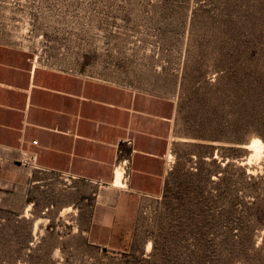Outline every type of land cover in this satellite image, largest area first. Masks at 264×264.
Segmentation results:
<instances>
[{
	"label": "rangeland",
	"instance_id": "374dc122",
	"mask_svg": "<svg viewBox=\"0 0 264 264\" xmlns=\"http://www.w3.org/2000/svg\"><path fill=\"white\" fill-rule=\"evenodd\" d=\"M0 42L167 97L176 136L196 141L176 143L126 243L90 240L81 207L98 185L72 181L69 214L0 190V264H264V0H0Z\"/></svg>",
	"mask_w": 264,
	"mask_h": 264
},
{
	"label": "crops",
	"instance_id": "0c3cea01",
	"mask_svg": "<svg viewBox=\"0 0 264 264\" xmlns=\"http://www.w3.org/2000/svg\"><path fill=\"white\" fill-rule=\"evenodd\" d=\"M177 115L167 97L52 68L0 42V190L25 211L69 214L72 181L98 185L100 196L81 207L90 240L129 242L143 198L166 190L176 143L196 142L176 136ZM23 153L36 155L34 166Z\"/></svg>",
	"mask_w": 264,
	"mask_h": 264
},
{
	"label": "built area",
	"instance_id": "2783aa9c",
	"mask_svg": "<svg viewBox=\"0 0 264 264\" xmlns=\"http://www.w3.org/2000/svg\"><path fill=\"white\" fill-rule=\"evenodd\" d=\"M23 157L24 159L21 162L22 164L26 166H34L37 159L35 154L23 153Z\"/></svg>",
	"mask_w": 264,
	"mask_h": 264
},
{
	"label": "bare ground",
	"instance_id": "6f19581e",
	"mask_svg": "<svg viewBox=\"0 0 264 264\" xmlns=\"http://www.w3.org/2000/svg\"><path fill=\"white\" fill-rule=\"evenodd\" d=\"M251 147H253L255 150H258V151H261L263 149L262 143L260 141H258V140L253 141ZM117 177H118V179H117L116 183L118 185H120V177L121 176H117Z\"/></svg>",
	"mask_w": 264,
	"mask_h": 264
}]
</instances>
